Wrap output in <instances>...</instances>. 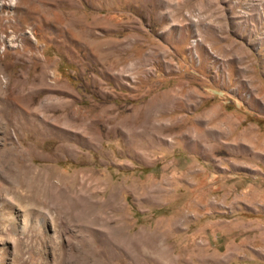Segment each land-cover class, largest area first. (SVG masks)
Here are the masks:
<instances>
[{"label": "rangeland", "instance_id": "rangeland-1", "mask_svg": "<svg viewBox=\"0 0 264 264\" xmlns=\"http://www.w3.org/2000/svg\"><path fill=\"white\" fill-rule=\"evenodd\" d=\"M0 82V264H264V0H0Z\"/></svg>", "mask_w": 264, "mask_h": 264}, {"label": "bare ground", "instance_id": "bare-ground-1", "mask_svg": "<svg viewBox=\"0 0 264 264\" xmlns=\"http://www.w3.org/2000/svg\"><path fill=\"white\" fill-rule=\"evenodd\" d=\"M6 24H8V23H6ZM20 25H22V24H20ZM1 89L3 91L6 89V86H3L2 82H0V91H2ZM3 91H2V93H3ZM7 99H8V97H6V95H5L4 98H2L0 100L2 102V105H3L2 108H4L5 106H8V100ZM13 105L17 106V107L14 106L15 115H17V117H16L17 120L15 122H11L5 115L0 114V129H1V133H2L1 140L3 142L1 144L4 145V147L6 144H8L10 142L11 135L12 134L16 135L18 133V130L21 128V125L24 123V122L20 121V119L24 120V116H26V115L28 117L32 116L31 123H33V124H31V125L34 128V131L36 133H41L42 131H45L48 128V126L46 127V126L42 125L41 121H39V120L38 121L40 122V125L36 124L37 122L35 123L34 121L35 120L37 121V118L34 117V114L30 113L27 109L24 110L23 107L19 106L16 102H13L11 106H13ZM2 108H1V110H2ZM9 122H10V124H9ZM43 122H44V120H43ZM45 125H47V124H45ZM3 148H2V150H3ZM24 163H25V159H24ZM0 176L4 177L5 179L10 178L12 180L22 182V183L27 184V185L43 183L42 185H44V188L49 183L51 185L54 184V182L51 179V176L46 175L42 169H36L35 164H24L23 168L15 169L14 165H12L11 156L3 153L1 150H0ZM3 190H5V189H4L3 185L0 183V192H2Z\"/></svg>", "mask_w": 264, "mask_h": 264}]
</instances>
